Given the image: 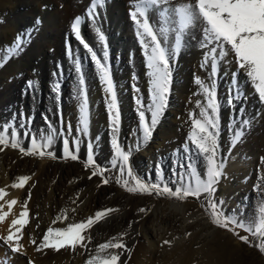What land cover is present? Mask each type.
Wrapping results in <instances>:
<instances>
[{"label": "bare ground", "instance_id": "6f19581e", "mask_svg": "<svg viewBox=\"0 0 264 264\" xmlns=\"http://www.w3.org/2000/svg\"><path fill=\"white\" fill-rule=\"evenodd\" d=\"M129 1L104 0L103 7H97L98 15L93 18L88 15L93 0H82L81 3L78 0H0L2 55L7 49L14 47L18 39L23 41L22 46L28 44L18 55L6 59L0 68V106L11 105L9 114L2 118L0 131L17 136L26 150L32 148V140L29 143L27 138L29 134L35 138L37 144L48 142L49 137L52 141L68 140L71 150L83 149L85 158L88 160L91 154L94 162L86 166L65 158L28 156L22 154L19 149L0 146L3 148L0 151V188H4L8 193L4 200H0V204L4 205L2 211L10 213L0 222L2 237L9 234L11 221L19 218L23 210L22 205L27 200L28 193H31V199L27 200L29 223L22 229L20 240L23 248L19 253L12 252L8 245L0 240V264H83L85 258H91L89 256L96 243L110 240L114 231H121L123 226L126 229L121 233L127 235L122 237V241L130 251L108 250L117 253L123 251L126 255L123 264H168V260H155L161 251L160 243L171 239L182 240L184 236H188V230L192 231L193 235V218L201 219L207 225L208 233H215V225L211 223L206 212L198 211V214L192 213L195 215L189 216L188 211L192 204L175 198L162 196L158 206L149 216H144L142 212L134 215L124 206L130 196L125 188L110 180L108 184H104L103 179L106 177L103 173L92 176L93 171L102 172L100 167L103 161L114 160L117 156L112 143L113 131L107 107L110 94L105 91V85L100 80V71L92 60L91 53L76 39L72 30V24L77 17L81 18L82 36L102 62L106 63L116 86L122 121L116 136L121 148L131 152L130 159L134 158L139 162L140 171L144 176L155 180L162 179L164 184H171L174 190L181 187L191 174L186 172L185 176L183 169L175 167V164L168 168L169 173L166 174L162 160L167 161L170 155L174 157L177 144L192 145L189 137L193 131V118H203L200 113L207 107L205 101L208 99L201 84L192 82L193 80L187 77L191 73L185 74V70L197 73L195 79L201 80L204 85L206 82L211 84L210 80H213V76L208 75L210 66H201L199 49H194L184 58L181 57L182 63L176 55L171 61L173 70L167 94V107L151 139L144 143L139 112L144 111L150 118V111L147 109H151L153 105L152 77L151 69L147 67V57L144 52H139L142 45L130 15L136 0L131 4ZM176 2L177 0H173V3ZM59 3L63 6L62 10L55 8ZM37 20H40L39 24ZM151 22L157 29L163 24V21H158V17H151ZM97 28L106 37V49L104 42L99 39ZM193 31L194 36H185V45L189 41H197L200 45L201 34L199 30ZM146 42H149L148 38ZM172 44L174 45V42L170 38L168 46L172 47ZM105 50L110 53L107 61L103 60ZM81 57L92 60L93 64L83 68L80 65L78 73L76 67ZM228 59L231 65L229 71L237 70L243 75V70L237 67L231 56ZM81 74L84 79L83 86L79 83ZM219 78L220 84H225L222 94L226 100L233 98L235 85L232 84L231 73L229 76L220 73ZM62 79H65L64 83L61 82ZM82 90L86 93L89 111L87 131H82L83 125L80 123ZM28 96L32 100V106L25 104ZM245 98L243 102L247 103L250 98L249 89ZM217 99L219 102V95ZM147 102L149 106L145 109ZM40 111L44 115L42 118ZM261 120L264 121L262 108L254 122L249 123L250 131H246L240 142L234 144V140L230 141L224 147L221 159L217 157L218 162L223 161L224 164L218 192L219 198L226 205L233 204L240 189L249 183L248 179L254 178V165L262 166L264 173V130L256 126L262 125ZM230 121L232 122L231 119ZM227 129H233L231 124H227ZM205 172L206 170L198 171L200 174ZM20 176H29L31 179L22 189L11 187L18 182L17 178ZM262 180L255 179V182ZM11 199H16L18 203L9 210L6 202ZM149 201L150 198L141 197L139 206L142 208ZM109 208L118 211L109 214L84 233L91 237L90 243L85 241L87 247L77 245L75 251L70 246L59 251L52 248L37 251V247L42 243L39 241L37 222L45 221L50 224L56 221L64 225L76 221L79 223L94 216L97 211ZM73 209L75 211H72ZM65 210L68 218L57 219ZM32 240H35L36 244H33ZM219 241L212 253L223 261L232 247L228 249V243L223 242L221 238ZM186 255L183 259H178V264H198L190 255Z\"/></svg>", "mask_w": 264, "mask_h": 264}, {"label": "snow or ice", "instance_id": "6c2138e0", "mask_svg": "<svg viewBox=\"0 0 264 264\" xmlns=\"http://www.w3.org/2000/svg\"><path fill=\"white\" fill-rule=\"evenodd\" d=\"M104 0H93L89 9L88 15L95 18L98 13L97 7H103ZM131 19L136 25V35L140 37V44L144 49V54L147 57V67L151 69L153 88V105L151 106L150 118L146 116L144 111L139 112L140 123L142 126V139L147 143L159 123L160 117L163 115L167 107V94L170 90L172 65L171 61L181 51L185 36H194L193 30H199L201 38L199 40L200 47L207 49L204 54V63L202 67L210 65V76H215L219 61H223L229 56L236 63L237 67L246 74L250 80L251 87L258 95L259 101L264 104V0H136L134 10L130 13ZM151 17H158V21H163V24L157 29L154 28ZM39 24V20H37ZM72 30L75 33L76 39L83 47L91 53V58L95 62L97 69L100 71V80L105 85V91L110 94L108 102V111L111 117L113 131V146L116 151V156L122 161L119 168L121 176L125 172L130 177L134 184L130 185L128 179H118L117 183L129 193H140L147 195L165 196L175 198L177 200H186L189 197L200 199L202 195L207 200L206 211L210 217L211 223L219 228L225 229L233 233L244 244L256 247L260 253L264 254V204L259 209L258 222L255 220L252 224L246 225L234 218L226 217L220 209L221 202L215 199L217 185L223 173V161L218 162V118L220 103L217 99L215 84L211 87L203 84L197 79V83L201 84L204 93L207 95V107L203 108L200 113L202 119L193 118V131L189 137L192 145L196 150L205 156L207 162L206 172L203 174L197 173L195 170L191 172V176L185 183L178 188L168 187L167 184L161 186L159 183L148 184L133 175L129 160L130 151L121 148L116 134L119 131L120 109L117 99L116 86L113 82L111 72L102 62L97 53L86 42L81 33V18L77 17L72 24ZM99 34V39L104 42L105 49L107 48L106 37L99 28L96 29ZM146 38L149 42H146ZM172 39L174 46L169 47L168 41ZM22 40H17L14 47L7 49L6 53L0 55V67L3 62L13 56L19 54L22 50ZM108 52H103V60L107 61ZM76 71L80 72V65L77 63ZM79 83L84 84L83 75L81 74ZM31 86V82H29ZM58 89V85H57ZM83 100L80 105V123L83 125L82 131H87L89 123V111L87 104L86 93L83 92ZM241 93L238 89H234V100L241 98ZM231 102V101H230ZM140 104V101L137 100ZM143 107V105H141ZM209 109L211 113L209 114ZM242 111V109H241ZM249 121L243 120V125H248ZM244 136V130L240 129L235 133L233 143L240 142ZM51 144V137L45 145L37 144L35 138L32 139V148L26 150L21 147L16 139L11 141L5 135H0V146L3 148L11 147L19 149L24 155H36L41 158L45 155L55 159L52 153H45L41 150ZM0 148V151L3 150ZM64 149L66 156H70L72 160H77L78 157L69 151V142L64 140ZM187 151V145L185 146ZM91 154L88 156L86 166L92 165ZM187 167V165H182ZM102 175V172H92V176ZM91 179V177H89ZM183 179V177H181ZM31 179L29 176H20L16 183L12 184L13 188H24L27 182ZM264 179V178H262ZM104 184H108L107 178L103 179ZM8 195L4 188H0V200ZM31 199V193L27 195V200ZM27 200L22 205L19 218L13 219L9 227V234L6 237H0L8 245L12 252H21L23 245L20 244L22 239V229L29 223V210ZM7 207L9 210L18 203L16 199L8 200ZM4 205L0 204V222L4 221L9 212H4ZM202 207H204L202 205ZM72 211H75L73 209ZM118 211V209H105L97 211L94 216L88 217L85 221L69 224L66 228H51L49 227L46 234L43 236L41 245L37 247V251H42L43 248H52L59 251L66 246H70L75 251L77 245L87 247L85 241L91 242V237L84 235L87 230L109 214ZM140 212H145L146 209L141 208ZM67 210L62 213L57 219H67ZM131 226V225H130ZM238 228H242L250 232L252 236L259 237V243L250 241L248 235H241ZM127 233L120 234V237H112L110 240L98 245V252L93 255L87 264H120L121 255L117 252H108L109 249L126 250L127 246L123 243L122 237ZM188 236L191 233L187 234ZM36 244L35 240H32ZM172 241L165 240L164 244L171 245ZM101 253H107L101 255Z\"/></svg>", "mask_w": 264, "mask_h": 264}, {"label": "rangeland", "instance_id": "374dc122", "mask_svg": "<svg viewBox=\"0 0 264 264\" xmlns=\"http://www.w3.org/2000/svg\"><path fill=\"white\" fill-rule=\"evenodd\" d=\"M123 1L126 2V0H123ZM133 1L134 0H132V1L130 0L129 3L131 4ZM78 2L81 3L82 0H78ZM55 8L62 10L63 6L61 3H59V4L55 5ZM25 29H27V28H25ZM81 32H83L82 29H81ZM26 35H27V33H26ZM23 36L26 37L25 35H23ZM184 43H183V46L181 48V51L177 54L178 57H180V63L183 62L181 60V57L184 58V56L189 55L191 53V51H193L194 49L195 50L199 49V51H201V53H200L201 55L200 54L199 55L201 56V65H202L204 63V54L207 52V49L201 48L200 45H198L197 41H193V43L190 41L186 42V45ZM27 45L28 44H24V46H22V50L25 49V46H27ZM113 46H114L113 48L115 49L116 44H114ZM70 49H71V45H70ZM184 51H187V52L185 53ZM139 52H142V53L144 52L143 47H142L141 51H139ZM2 53H3V47L0 45V55H2ZM108 54H110V53H108ZM63 57H64V55H63ZM228 58H226L223 61L218 62L217 73L215 76H213V80L212 79L210 80L211 84L207 83V82L205 84L206 86L211 87L212 84L214 83L216 94L219 95V98H220V101H219L220 110H219V118H218V144H219L218 158H220V155L222 154L224 147L230 141L234 140L235 133L238 130L243 129L244 135L246 134V131H250L249 126H248L249 123L254 122L255 118L258 117V111L261 108L264 109V104H262L259 101L258 95L255 93V91L251 87L250 80L246 77V74L244 73L242 75L237 70H232V72L229 71V68L231 67V65H230V60ZM63 60H61V61H63ZM5 61L3 62V64L5 63ZM92 64H93L92 60H89L87 58L82 59V57H81V61H80L79 65H81L82 68L85 66L86 67L92 66ZM206 66H204L202 68H206ZM0 68H2V67H0ZM72 68H73V66H72ZM185 71H187V72H185V74H188L189 72L191 73L187 77L191 78L193 80L192 82L197 81V79H195V77H196L195 75H197V73L195 74L194 71L191 72L190 70H185ZM61 73H62L61 75L63 77L64 71H62ZM220 73L221 74L223 73L224 75H227V76H229L231 73V75L233 77V78H231L232 84L235 85L234 88L238 89L240 91V93L242 94L241 98L239 100H236L235 102H233L232 97L227 98V100H226V97L222 94L225 90V86H224L225 84L224 83L220 84V82H221L220 78H219ZM209 74H210V72L208 70V75ZM65 79H62L61 82L64 83ZM207 81H208V78H207ZM59 89H60V87H59ZM247 89L250 90V98L247 100V103H246L243 101L246 100L245 95H246ZM204 95H206V94H204ZM29 97L30 96H28V101H26L25 104L32 106V100ZM200 99H202V98H200ZM207 100L208 99H206V101H205L206 102L205 105H207ZM147 103L144 106L145 109L148 108V106H149V103L148 104ZM10 107H11L10 104L9 105L4 104L3 106H0V114L2 116V117H0V120H1L0 123H2L3 116H5L6 114H9L8 112H9ZM4 109H6V110H4ZM241 109H242V111H241ZM147 110L151 111V109H149V108ZM149 111H148V113H149ZM229 111H232V113H230ZM209 114L215 115L214 113H211L210 109H209ZM39 115L41 118H42V116H44L43 113H41V111H40ZM120 118H121V115H120ZM230 119L232 120V122L230 121ZM243 120L249 121L248 125H243L242 124ZM121 122L122 121L120 120V123ZM158 124H157V126H158ZM227 124H231L233 129H230V130L227 129ZM256 126L260 130L263 131L264 130V121H262L261 126L258 124ZM0 135H5L7 138H9L10 141L12 139H16L19 142V144L21 145V147H23V145L21 144V140L18 139L17 136L11 135L10 133L7 134V132H5L3 130L0 131ZM26 136H28V132L26 133ZM27 138H28V141L30 143V140L33 139V136L31 134H29V136ZM39 144L45 145V144H47V142H42ZM182 145H184V143L177 144V146H176L177 148H175L176 151H175L174 157L172 155H170L167 158V161H165L164 159L162 160V163L166 168V170H165L166 174L169 173L168 168L172 164H175L174 165L175 167H181L183 169V173L185 176H186V172L191 174V172L193 170H195L197 173L199 170H201L202 172L204 170H206L207 162H206L205 156L203 154L199 153L196 150L195 146L190 145V143H189V145H188V143L185 144V146L187 145V151L185 149V146H182ZM41 150H43L45 153H52L55 156V158H65V159L69 160L70 162H80V163L86 164V165L88 162V160L85 158L84 150L80 149V148L75 149V150H71L69 147V151H71L72 154H74L78 157L77 160H72L70 158V156H66L65 149H64V141H62V140H57V139L53 140V141L51 140V144H48L47 147H43ZM36 155H38V154H36ZM45 157H51V156L45 155ZM121 165H122V161L119 160L118 158H116L114 160L103 161L100 168H101L103 175L108 180H110L111 182H114V183L121 186V184L117 183V180L118 179H128L129 184L133 185L134 181L130 177L127 176L126 172H125L123 177L121 176V173L119 171V168ZM129 165L131 167L133 175L135 177L139 178L140 180H142L143 182L148 183V184L159 183V184H161V186L164 185V181L162 179L155 180V179H150L149 177L144 176L143 173L140 171L139 162L137 160H135L134 158L129 160ZM182 165H187V167L182 166ZM254 166H255L254 173H253L254 178L250 177L248 179L249 183L240 189V191L237 193V199L235 200V202L233 204L226 205L225 202L219 198L218 185H217V191L215 193V199L217 200V202L219 203L222 201V203L220 204V209L223 212V214L226 217L234 218V219L238 220L239 222L246 224V225L252 224L254 220L256 222H258L259 209H260L261 205L264 204V179L262 180V178H264V173L262 171V166H260L259 164H256ZM255 179L262 180V181L261 182L259 181L257 183V182H255ZM167 185H168V187H171L174 190V187L171 184L167 183ZM128 194H129V192H128ZM129 195L130 196H128V198L126 200L127 202L125 201L124 206H125V208H127V210L130 213H132L134 215H137L140 212L139 211L141 209V207L139 206L140 205V198L141 197H144L147 199L150 198L149 203L144 204V206L142 207V208L146 209L145 212H142V214L144 216H149L154 211V209L158 206L159 200L162 198V196H157L155 194L147 195V194H140V193H130ZM181 201H183V202L187 201V203L192 204V205H190L191 208L189 207V211H188L189 216L192 215V213L198 214L197 213L198 211H204L208 214V212L205 210L207 207V200H206L204 195H202L200 199H196L195 197H189L188 199L181 200ZM202 205L204 207H202ZM195 214H193L192 216H194ZM193 219L191 221L194 224L193 227H195V230L193 231V235L191 234L190 236H184L182 238V240L181 239H178V240L177 239H171V241H172L171 245L164 244L165 240L163 242H161L160 243L161 251L158 252V255L155 257V260L157 262H160L162 260H168V264H178V262H179L178 259L179 258L183 259L184 257L187 256L186 254H188L191 256V259L194 260L195 263H198V264H264V254L260 253L256 247L244 244L233 233L228 232L225 229L219 228L216 225L214 228L215 233H212V234L210 232L208 233V230H206L207 225L203 221H201V219H199V218H193ZM54 222H56V221H54ZM54 222H52L50 224L46 223L45 221L44 222L40 221L39 222L40 224L37 222L36 226L39 228L40 235H41V236L39 235V241H42L43 236L46 234L49 227H51V228H66L69 224L75 223V222H70V223H66L64 225L61 222H56V224H54ZM76 223H78V221H76ZM53 224H54V226H53ZM48 225H50V226H48ZM41 229H44V230H41ZM113 229L114 228H112V230ZM125 229H126V227L123 226L121 231H120V229L117 231H114V234L112 235V237L113 236L119 237L120 236L119 233L122 234L121 232H123V230H125ZM189 231L190 230H188V233H192V231H190V232ZM237 231H239L241 235H248L250 241H252L253 243H259L260 242L259 237L252 236V234L250 232H247L242 228H238ZM0 237H2L1 233H0ZM220 238L223 242L225 241L226 244L228 243L227 244L229 246L228 249L232 247L231 248L232 250L229 249V251H231L232 253L229 252L223 261L219 260V258L214 256L212 253L213 250L215 248H217V246L220 242L219 241ZM0 240H2V239H0ZM227 240H229V241L227 242ZM2 241H4V240H2ZM104 242H106V241H102L100 243H104ZM229 242H231L232 244ZM97 245H99V243H96L94 248L91 250L92 252H91V255L89 256V258L92 257L93 255L97 254V252H98ZM94 251H95V253H94ZM108 252H110V251H108ZM112 252H114V251H112ZM122 252L120 253V255H121L120 264H123V261L126 257V255ZM106 254L107 253H102L101 255H106ZM85 259H86V262H85ZM85 259L83 261V264H87V260H89L88 258H85Z\"/></svg>", "mask_w": 264, "mask_h": 264}]
</instances>
